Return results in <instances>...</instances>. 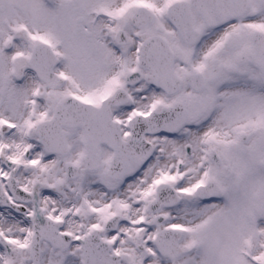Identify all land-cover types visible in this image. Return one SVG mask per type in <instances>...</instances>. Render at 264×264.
<instances>
[{
    "label": "snow or ice",
    "instance_id": "6c2138e0",
    "mask_svg": "<svg viewBox=\"0 0 264 264\" xmlns=\"http://www.w3.org/2000/svg\"><path fill=\"white\" fill-rule=\"evenodd\" d=\"M0 264H264V0H0Z\"/></svg>",
    "mask_w": 264,
    "mask_h": 264
}]
</instances>
